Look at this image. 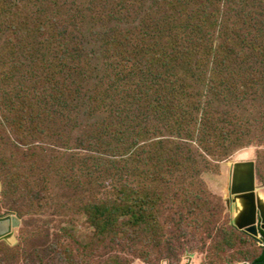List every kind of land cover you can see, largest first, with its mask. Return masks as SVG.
Returning a JSON list of instances; mask_svg holds the SVG:
<instances>
[{
  "label": "trees",
  "instance_id": "16d2710c",
  "mask_svg": "<svg viewBox=\"0 0 264 264\" xmlns=\"http://www.w3.org/2000/svg\"><path fill=\"white\" fill-rule=\"evenodd\" d=\"M249 144L264 155V0H0V178L24 177L25 214L71 202L94 264L257 243L194 189Z\"/></svg>",
  "mask_w": 264,
  "mask_h": 264
},
{
  "label": "rangeland",
  "instance_id": "374dc122",
  "mask_svg": "<svg viewBox=\"0 0 264 264\" xmlns=\"http://www.w3.org/2000/svg\"><path fill=\"white\" fill-rule=\"evenodd\" d=\"M7 134H12L8 130ZM262 146H254L249 144L242 147L228 157L221 158L219 160L210 161V157L206 156L210 162V168L200 174L201 183L200 186L195 182L194 188L199 193H207L206 201L211 202L217 208L221 207L216 213L217 219L222 222L221 225H226V221L229 220V224L233 222L235 216L244 209L242 201L237 202V211L234 207L232 211H228L226 206V199L228 197L227 186L230 180V173L234 163L242 161H253L255 166V178L256 181V193L264 194V183L259 182L256 172H262L264 174V155L261 151ZM1 174H5L7 171H0ZM23 172V171H22ZM15 173L14 176H17ZM17 185H9L10 177L6 181L0 178V216L15 215L21 220V226L14 230V237L11 242L0 241V264H37L39 256L44 257L48 255L49 258L54 259V264H69L67 260L68 255H73L75 252L88 264H94V259L99 260L98 255L95 256L96 251L90 248L93 241V229L88 225L85 215H74L70 210L72 209V203L68 202L64 208L56 212V205L58 201H53L42 209V212L31 211L25 214L26 205L31 203L29 199L31 194L26 193L24 177L19 178ZM16 181H18L16 179ZM108 180H106L107 182ZM54 189L55 194L68 195L70 192L69 187ZM107 188L100 190L99 193H106ZM101 195V194H99ZM210 196V197H209ZM59 198L62 196H58ZM43 204V202H42ZM63 205V203H59ZM22 211L25 216L19 217L18 211ZM236 241L235 246L232 248H220L209 245L205 251H188L179 261L168 260L167 258H155V264H237L249 262L261 253V247L259 244L251 242L249 240ZM56 247L55 250L59 252L60 259L57 257V252L51 253V250ZM109 244H100L98 249L100 253L107 256L109 253ZM92 253L94 256L90 255ZM127 259L124 255H121ZM92 257V258H91ZM140 255L129 257L130 264H149L147 261L141 260ZM9 258L10 262H9ZM2 259V260H1ZM107 259V257L103 258ZM245 260V261H238ZM52 261V260H51ZM72 261H75L72 259ZM238 261V262H237ZM85 264V263H83Z\"/></svg>",
  "mask_w": 264,
  "mask_h": 264
},
{
  "label": "water",
  "instance_id": "95a60500",
  "mask_svg": "<svg viewBox=\"0 0 264 264\" xmlns=\"http://www.w3.org/2000/svg\"><path fill=\"white\" fill-rule=\"evenodd\" d=\"M241 168L245 170L247 175L238 174ZM256 181L253 161L234 163L230 173L227 187L228 197L225 203L228 211H232V207L237 206V201H242L245 207L238 216L234 217L232 226L264 246V206L260 202L258 193H256ZM20 226L21 220L15 215L0 217V241L11 242L14 237V230Z\"/></svg>",
  "mask_w": 264,
  "mask_h": 264
},
{
  "label": "bare ground",
  "instance_id": "6f19581e",
  "mask_svg": "<svg viewBox=\"0 0 264 264\" xmlns=\"http://www.w3.org/2000/svg\"><path fill=\"white\" fill-rule=\"evenodd\" d=\"M238 174H242V176H245V175H247V173L245 172V170L243 169V168H241L239 171H238ZM258 196H259V198H260V202H261V204L264 206V194H258ZM238 202V201H237ZM235 209V212L237 211V206L236 207H234Z\"/></svg>",
  "mask_w": 264,
  "mask_h": 264
},
{
  "label": "clouds",
  "instance_id": "9594fccd",
  "mask_svg": "<svg viewBox=\"0 0 264 264\" xmlns=\"http://www.w3.org/2000/svg\"><path fill=\"white\" fill-rule=\"evenodd\" d=\"M243 162V161H242ZM257 180V179H256ZM228 187V186H227ZM228 192V191H227ZM234 207V206H233ZM4 216H6V215H4ZM0 217H2V216H0ZM2 241H5V240H2ZM6 242V241H5ZM260 245V244H259ZM261 246V245H260Z\"/></svg>",
  "mask_w": 264,
  "mask_h": 264
},
{
  "label": "flooded vegetation",
  "instance_id": "af4514ba",
  "mask_svg": "<svg viewBox=\"0 0 264 264\" xmlns=\"http://www.w3.org/2000/svg\"><path fill=\"white\" fill-rule=\"evenodd\" d=\"M2 241V240H1Z\"/></svg>",
  "mask_w": 264,
  "mask_h": 264
}]
</instances>
